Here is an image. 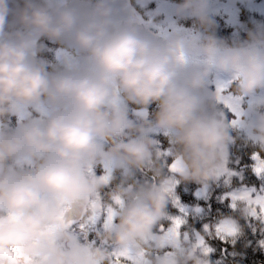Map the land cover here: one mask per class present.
I'll return each instance as SVG.
<instances>
[{"label": "clouds", "instance_id": "1", "mask_svg": "<svg viewBox=\"0 0 264 264\" xmlns=\"http://www.w3.org/2000/svg\"><path fill=\"white\" fill-rule=\"evenodd\" d=\"M211 0H183L172 10L177 19H194L208 33L192 44L205 65L180 71L172 54L135 26L121 23L119 0H94L90 8L65 0H24L17 12L23 31H7L12 12L0 0V118L17 106L44 103V120L30 119L14 129L0 127V264H111L109 251L70 245L73 235L63 227L67 216L97 212L94 197L103 187L93 168L115 160L131 168L150 166L159 158L149 132L170 133L179 180L208 186L218 180L233 142L231 122L207 90L212 73H230L233 95L249 102L239 128L264 151V23L248 30L247 39L229 45L215 35L209 15ZM34 37H46L82 54L87 67L50 73L30 58ZM114 89L146 110L158 106L153 120L135 124L117 102ZM135 133V138L123 137ZM16 161L18 167L8 162ZM19 162V163H18ZM92 169L91 172L88 169ZM158 183L118 194L124 205L102 239L118 247H143L166 215L169 176L154 168ZM67 205L62 213L58 204ZM240 215L249 206L239 201ZM10 217H17L15 221ZM45 226L57 228L54 242L43 235ZM171 264H209L207 256L182 242Z\"/></svg>", "mask_w": 264, "mask_h": 264}, {"label": "trees", "instance_id": "2", "mask_svg": "<svg viewBox=\"0 0 264 264\" xmlns=\"http://www.w3.org/2000/svg\"><path fill=\"white\" fill-rule=\"evenodd\" d=\"M140 2L141 0H132V5L136 10H138V7L135 3ZM167 3L171 5L173 10L176 5L182 3V0H167ZM23 6L24 0H9V7L12 9V12L8 17L6 25L7 31H23V26L18 22L16 15L19 9ZM210 7H214L212 3ZM150 9L151 7L149 10ZM170 15L172 18H170V16L167 18L169 21L167 20V25L164 28L166 30H171L173 32L174 28L175 31H181L183 33L184 30H186L184 26H190V28L194 29V32L200 34L201 40H203L204 36L208 34L205 29H203L205 34L200 33L201 26L194 19H186V23H183V20L177 19L171 13ZM209 15L213 20V29L209 31H214L215 35L219 38H223L226 41L229 40V45L246 40L248 30L253 29L258 23H264V15H256L255 12H252L249 9H244L245 17L242 16L238 23L231 22L228 17H225V14L222 15L219 11L213 10L212 8L209 9ZM141 17L150 31H154L155 33L163 31L161 28L159 30L158 22L151 19L149 14H141ZM151 21H156L157 24L154 25ZM189 21L193 22L189 23ZM227 29L229 30L226 33L225 31H221ZM227 36L228 38H225ZM34 46L36 47V50L32 55L33 60L42 64L50 73L65 71V69L63 70V66L66 65L63 64L61 56V49L63 48L62 43L51 41L46 37H37ZM50 60L53 63H51ZM47 62H49V65H46ZM58 69L61 70L58 71ZM119 97L121 105L125 106L127 109L128 119L133 121V110H144L141 106L127 101L123 93L119 92ZM213 100L216 103V106L221 108L220 106L222 105L215 99ZM147 110L150 111V114L146 116V119L144 120H153L155 113L158 111V106L156 103H153L147 107ZM227 114L229 116L228 120L231 122L234 117L229 112ZM143 121H135L133 123L139 124ZM20 124L21 123L18 122L17 113L0 118V127L14 129ZM135 135V133H132L123 137V139L127 141L128 139L135 138ZM149 135L156 141L155 147L160 153H167L170 151L173 154V146L169 141L170 133L159 129H152L149 132ZM231 135L234 139L233 143L229 145L227 167L230 171L236 173V175H233L230 178L229 183H225V180L227 179L226 176H221L218 180L209 183L206 195L198 196L197 193L202 192L203 185L196 182L180 181L179 176H176V179L179 181L176 186V194L181 203L189 210V214L185 218L186 223L182 230H187L185 232H188L189 235H191L192 242H195V233H200L205 236L207 245L213 249V251L207 256L209 264H264V247H262L260 243L261 241H264V223H260L250 217L241 216L238 208L234 210L230 207L229 200L221 199L227 192L237 191L244 187L255 188L256 185L260 183V180L254 176L251 168L250 154L255 150H262L258 144H253V141L239 127H232ZM172 159L173 155L159 156L158 159L154 158L150 166H145L144 168H131L124 164L113 167L110 182L107 185H103L99 191L103 205L106 207L111 204L112 196L125 189L130 188L135 191L142 185L158 183L159 180L154 174V168L156 166H161L164 174L169 176L170 173L167 165L171 163ZM8 163L13 167H18V164L14 160L9 161ZM94 169L99 171L97 172L95 170L100 176L104 175L103 172L101 173L102 168L98 169L96 166ZM197 208L201 209V211L196 212L195 210ZM179 214L177 208H175L169 201L166 209V216H176ZM225 219H232L236 222L240 229L237 236L229 237L227 240H221L215 235L214 231L211 235L204 232V225L215 226ZM160 223L167 226L170 221L166 218H162ZM93 228L94 227L92 226L87 233L83 232V236H86V239L89 240L90 237L93 240L96 239L98 246H100L99 243L102 245H110L111 248L114 246L111 242L105 243L100 237L105 231L104 228ZM165 250L166 248H164L163 251ZM163 253L164 252L159 253L158 257Z\"/></svg>", "mask_w": 264, "mask_h": 264}, {"label": "snow or ice", "instance_id": "3", "mask_svg": "<svg viewBox=\"0 0 264 264\" xmlns=\"http://www.w3.org/2000/svg\"><path fill=\"white\" fill-rule=\"evenodd\" d=\"M121 22V21H119ZM172 54L179 65L185 63V55L182 49H175L172 51ZM66 57V62L70 69L80 70L84 67H87V62L83 59H78L77 57L72 56L70 53L64 54ZM231 81L224 83H217L215 89V99L224 109L230 112L233 115L231 120V125L233 127H238L240 123V118L242 116L241 109V100L242 98L233 95L230 91ZM118 89H114V95L116 96ZM39 110V109H38ZM47 114V113H44ZM173 155L170 151L167 153H160L159 156ZM252 159L255 161L254 172L256 175L264 176V156H261L260 153H254ZM19 163V162H18ZM105 168V174L100 178L101 182L104 185H107L111 180V173L113 167L120 166L122 163L115 160H105L102 162ZM228 161H226V167L222 173V176H226L225 183L230 182V178L236 173L230 171L227 167ZM169 170V183L166 191L169 193V201L172 205L177 208L179 215L176 216H164L170 221V223L165 226V224L160 223L158 226V233L151 234L148 238L145 239L143 247L140 246H124L117 247L114 251L109 252L111 264H151V261L147 258L149 253L153 249H164L171 248L174 251L166 252L164 259L160 261V264H171L170 258L175 255L177 250H182V242H188L191 244L193 250H199L205 256H208L213 249L210 248L207 243L204 235L200 233L195 234V242H191L189 234L187 232H182V228L186 223V217L189 214V210L183 205L176 194V186L179 181L176 179V176L181 171L179 167V162L177 158L174 157L171 160V163L167 165ZM89 172L92 169H88ZM131 191V189H128ZM207 186H203V190L200 193H197L198 196L206 195ZM222 200H229L230 207L232 209H237V203L239 201H246L249 206V215L253 220H257L260 223H264V187L259 191L256 188H247L244 187L237 191H231L224 194L221 198ZM95 206L98 207V211L94 212L91 215L86 217H79L74 219L70 214L66 218V222L63 224V227L70 229L73 224L78 223L81 231L87 233L93 225L96 224L97 220L104 216V229H108L113 226L115 218L118 215L120 208L124 205V200L119 194H114L112 196V203L108 206H104L101 200L99 192L94 197ZM58 208L62 213L69 212L67 205L62 202L58 204ZM196 212H200L201 209L197 208ZM17 217H10V220L15 221ZM221 239L227 240L229 237H235L239 234V227L236 222L232 219L222 220L220 223L215 226L204 225V232L211 235L212 233ZM57 232V228L53 226H45L43 235L48 239V241L54 242V238ZM107 243V241H105ZM261 246L264 247V241H261ZM72 248L78 249L81 252L87 251L91 247H81L77 242L75 236H73L72 243L69 245ZM25 264H42V260L39 258H26Z\"/></svg>", "mask_w": 264, "mask_h": 264}, {"label": "rangeland", "instance_id": "4", "mask_svg": "<svg viewBox=\"0 0 264 264\" xmlns=\"http://www.w3.org/2000/svg\"><path fill=\"white\" fill-rule=\"evenodd\" d=\"M90 1H91V4L94 2V0H90ZM119 2L122 5V9L124 12V16L121 18V23H128L129 24L133 20H136L139 22L140 21L144 22L142 20L141 14H149V16H151V19L156 20L158 22L159 30H160V28H161V30H163L162 32H159L156 34H159L161 36L163 35L169 41V43L171 41H174L175 47L173 48V50L178 49V48L183 50L184 55H185V63L183 65L178 64V69L180 71H187V70L202 67L205 65V63H206L205 58L203 57V55L200 52L197 51L198 49L196 47H194L192 44L193 38L196 37L198 34V33L194 32L193 28H190V26L189 27L184 26L186 30H184L183 33L181 31H177V30L175 31L174 28H173V32L171 30L164 29L167 25L166 24L167 20L169 21V19H167V18L169 16H170V18H172V16L170 15V13L172 14V8H171V5L167 3V0H141L140 3H135L138 7V10H136L135 7L132 5V0H119ZM211 3L213 4L214 7H210V8H212L213 10L219 11L222 15L225 14V17H228V19L231 20V22H237L238 23L240 21V19L242 18V16H244V9H247V10L249 9L250 11L255 12L256 15H258V14L264 15V0H211ZM150 7H151V9L149 10ZM232 20H234V21H232ZM156 21H154V22L151 21V22L154 25H156L157 24ZM190 22H193V21H189V23ZM168 23H170V22H168ZM183 23H186V19L183 20ZM199 28H200V26H199ZM200 33L205 34L202 27L200 28ZM36 39H37V37H34L33 48L30 52V58L31 59H33L32 55L34 54V52L36 50V47L34 46ZM199 39L201 40L200 35H199ZM169 47H170V44L167 45L165 49L168 50ZM61 50H62L61 51L62 62L64 65H66V66H63V70L65 69V71L72 70L69 68V66L66 62V57L64 55L65 53H70L72 56L77 57L78 59H82L81 53H78L75 50L70 49L65 44H63V48ZM50 62L53 63L51 60H50ZM46 65H49V62H47ZM61 69H58V71ZM228 81H231V85L234 83L233 76L230 73H215L214 72L210 75L209 80H208V84H207V90L213 99H215L214 93H215L217 83H224V82H228ZM260 94H264V90L257 89L255 95H260ZM116 99H117V102L120 103L119 90H118V93L116 95ZM249 99L250 98H248V97L242 98V100H241V109L242 110H243V108L247 107ZM220 107L225 111L226 116L229 119V116L227 114L228 111H226L224 109L223 105ZM49 111H50V109L44 103L34 105V106H30L27 108L20 105V106H17V109H16V113H17L19 123H24L30 119L44 120L47 118V114ZM261 111H264V109H262ZM149 112L150 111L147 109L141 110V111L133 110L132 111V118H134V119H133V121L130 119L129 120L132 122L143 121L144 119H146V116H148L150 114ZM44 113H47V114H44ZM254 153H260L261 156H264V151H259V150H257V151L255 150L253 153L250 154L252 170H253L254 164H255V161L252 159V156ZM121 165H123V163ZM96 166L98 169L102 168L101 173L103 172V174H105V168H104V165L102 162L97 164ZM95 170L96 169L93 168L94 174L98 177H101L99 174H97V172H99V171L96 170L97 171L96 172ZM253 173H254V176H256V178L260 180V183L258 185H256V187H255L257 189V191H259L262 187H264V176L258 177L256 175V173L254 172V170H253ZM71 216L74 219L79 218V216H75V215H71ZM104 219H105V217L101 216L97 220L96 224L93 225V227L95 229H97L99 227L104 228ZM69 231L72 233L73 236H75L76 242L81 247H88L89 245H91V247H104L109 252H112L115 250V249L113 250V248H111V246L107 245V244L102 245L101 243H99L100 246H98L97 240L96 239L93 240L91 237L89 238L90 241L88 239H86V236H83V231H81V229L79 228L78 223L73 224L71 226V228L69 229ZM154 231H155V233H158V227ZM185 231H187V230H182V232H185ZM100 237H102V236H100ZM189 238H190V241L192 242L191 235H189ZM66 247H70V246L66 245ZM117 247L118 246H116V248ZM163 250L164 249H153L149 253L147 258L151 261V264H160V261L164 259L166 252L174 251L173 249L171 250V248H166L165 251H163ZM161 252H164L163 253L164 255L162 254L160 257H158L159 253H161ZM150 254L152 255L153 258L151 257ZM150 257H151V259H150Z\"/></svg>", "mask_w": 264, "mask_h": 264}, {"label": "water", "instance_id": "5", "mask_svg": "<svg viewBox=\"0 0 264 264\" xmlns=\"http://www.w3.org/2000/svg\"><path fill=\"white\" fill-rule=\"evenodd\" d=\"M71 4H77L81 8H90L91 7V3L87 0H65V6L71 5ZM129 25L135 26L141 32L148 35L153 41L164 46L165 48L169 44V41L163 35L161 36L159 34L154 33L153 31H150L149 28L146 27L144 22H141V21L139 22V21L133 20V22L130 23Z\"/></svg>", "mask_w": 264, "mask_h": 264}, {"label": "flooded vegetation", "instance_id": "6", "mask_svg": "<svg viewBox=\"0 0 264 264\" xmlns=\"http://www.w3.org/2000/svg\"><path fill=\"white\" fill-rule=\"evenodd\" d=\"M88 1H90V0H88ZM182 2H183V0H182ZM90 3H91V1H90ZM131 8H132V7H131ZM132 22H133V21H131L130 23H132ZM130 23H129V24H130ZM125 24H128V23H125ZM129 24H128V25H129ZM228 30H229V29H227V30H221V31H223V32L225 31V33H226ZM225 38H228V36L225 37ZM228 41H229V40H228ZM228 41H227V42H228ZM228 43H230V42H228ZM169 44H170V43H169ZM169 44H168V45H169ZM197 51L199 52V50H197ZM112 248H113V250H114V249H116V246L114 245Z\"/></svg>", "mask_w": 264, "mask_h": 264}]
</instances>
